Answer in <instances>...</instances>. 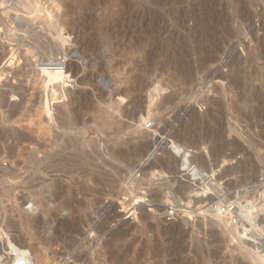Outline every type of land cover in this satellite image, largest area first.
Here are the masks:
<instances>
[{"label":"rangeland","instance_id":"obj_1","mask_svg":"<svg viewBox=\"0 0 264 264\" xmlns=\"http://www.w3.org/2000/svg\"><path fill=\"white\" fill-rule=\"evenodd\" d=\"M6 1L0 14L19 0ZM48 7L64 17L54 46L42 13L27 24L12 10L18 26L0 28V264L12 249L32 264H264V0ZM51 63L73 69L72 98L48 112ZM25 110L87 139L90 162L33 169Z\"/></svg>","mask_w":264,"mask_h":264},{"label":"bare ground","instance_id":"obj_2","mask_svg":"<svg viewBox=\"0 0 264 264\" xmlns=\"http://www.w3.org/2000/svg\"><path fill=\"white\" fill-rule=\"evenodd\" d=\"M9 1V0H8ZM8 1H6V4L8 3ZM11 1V0H10ZM14 1V0H13ZM12 3H16V2H13ZM50 0H19L17 2V4L12 8V10L14 11V13L16 14L17 18H18V15L20 12H25V16H24V20L25 22L28 24L29 22H33V21H37L39 20L40 22H44L42 18H37L36 15H39V13H42L45 17V22L43 23V29L45 31L46 30V34H49L50 33V38L48 39L49 42H50V45L54 46L57 41H58V38L63 35L61 34V29H64V26L62 27V19L64 18L62 15H55V16H51L49 15V7H48V3H49ZM3 2V1H2ZM2 2L0 0V3H1V8L5 5L2 6ZM5 3V1H4ZM10 5V4H9ZM11 6V5H10ZM10 6H7V7H10ZM5 9V8H4ZM1 10V9H0ZM6 10H9V11H6ZM6 10H2L0 14V28H2L1 26H6L7 23L10 25V29L9 31L15 26H18V23L16 21V19H13V15L11 16L10 13H13L12 10L10 9H6ZM4 12V13H3ZM58 13V12H57ZM60 14V13H59ZM15 17V15H14ZM55 23H57V25H55ZM60 23V24H59ZM2 29H0V32H1ZM14 30V28H13ZM3 31V30H2ZM49 32V33H48ZM2 33V32H1ZM64 33V32H63ZM8 34V32H7ZM42 34V31L40 33V35ZM45 34V33H43ZM45 34V35H46ZM47 36V35H46ZM43 35V37H46ZM15 37V36H12V38ZM48 38V36L46 37ZM45 38V39H46ZM16 38H14L13 40H11V42L13 41H16L15 40ZM10 40H8L10 42ZM17 42V41H16ZM21 44V43H20ZM13 54H14V50H13ZM15 56V54H14ZM35 56V55H34ZM33 56V57H34ZM12 59V58H11ZM38 59V58H37ZM2 60V59H1ZM39 60H41L39 58ZM10 61V60H9ZM42 61V60H41ZM38 62V61H37ZM36 62V63H37ZM12 63V62H11ZM35 63V64H36ZM39 63V62H38ZM63 66V67H62ZM73 72V69L71 67H68L66 66V64H62L61 65H53L52 63L51 64H46V65H43L42 69H41V77H40V85L42 90H44V92L46 93V100H45V104L44 106L46 107V111L50 112V104L53 100H62L66 97H71V92L68 91V93L66 92V89H65V83H66V78H69V73ZM2 74V73H1ZM39 84V83H38ZM39 85V86H40ZM14 89V88H13ZM17 90V89H15ZM15 90H12V91H15ZM19 90V89H18ZM22 90V89H20ZM41 90V91H42ZM51 90L52 94H51V97L50 95L48 94L49 91ZM62 91V93L60 92L58 94V92ZM43 92V91H42ZM15 93V92H13ZM16 94V93H15ZM22 94V93H21ZM2 96H3V93H2ZM62 98V99H61ZM72 98V97H71ZM69 98V99H71ZM3 99H5V94L3 96ZM23 99V97H22ZM52 100V101H51ZM3 102V100H2ZM60 102V101H58ZM73 102V101H72ZM5 103V102H4ZM3 103V104H4ZM53 103V102H52ZM61 103V102H60ZM69 104V102L67 103ZM70 104H71V100H70ZM74 104V103H73ZM57 105V104H56ZM2 106V104H1ZM65 106V104H64ZM62 106V108L64 107ZM3 107V106H2ZM23 107V106H22ZM54 107H55V104H54ZM68 107V110H69V105L67 106ZM66 108V107H64ZM23 109V108H22ZM61 109V108H60ZM72 108L69 110L71 111ZM20 111V110H19ZM43 111V110H42ZM41 110H39L36 114H32L30 112V110H25V112H23L22 114H18V116H20L19 118H16L17 120L15 121L16 124L18 125V127H20L23 131L25 130L27 132V137H24L23 139L21 138V136L19 138H21V142H28V151H27V157H28V162L30 163V165L32 164L33 165V169H40L42 172H45L47 171V169L49 170V168L53 169L55 168L57 172H60L59 171V168H61V171H64L65 168H69L68 166H73V162H75V160L77 161L78 159H80V161H82V163H85V164H82V166L86 165L87 162L89 161L90 162V159L93 158L92 154L94 153V149L91 150V151H88V145L89 143L86 142V140H84L83 138H72L70 137V134H68L69 136H66V135H63V134H60L58 133L59 131H57L56 129V122L54 120V123L52 121V119L50 121H47L44 119L43 117V112ZM61 111V110H59ZM67 111V109L65 110ZM67 111V113L69 112ZM16 113V112H15ZM14 113V114H15ZM61 113V112H60ZM63 113V112H62ZM66 113V114H67ZM72 113V111H71ZM70 113V114H71ZM65 114V113H64ZM64 114H62L63 116H65ZM13 115V114H12ZM16 115V114H15ZM17 116V117H18ZM61 116L62 118L59 119L58 118V121L61 120V121H64V122H61L60 126L61 128H64L63 130H66V128H68V124L65 122L64 118ZM67 117H70L67 115ZM66 117V118H67ZM65 118V119H66ZM15 119V118H14ZM13 119V120H14ZM12 120V119H11ZM69 120V119H67ZM71 120V118H70ZM74 120V119H72ZM10 121V120H9ZM57 121V119H56ZM77 121V120H76ZM14 122V121H13ZM60 122V121H59ZM71 122V121H70ZM75 122V121H74ZM81 122V120H80ZM79 122V123H80ZM58 124V125H59ZM106 122H102L100 126V128L103 126V129H105V126H108ZM17 125H14L17 126ZM74 126V124H72ZM76 125H79V124H76ZM84 126V125H83ZM82 126V127H83ZM59 127V126H58ZM71 127V126H70ZM19 128V129H20ZM60 128V127H59ZM60 128V129H61ZM59 129V130H60ZM70 129V128H69ZM110 129V128H109ZM15 131V129H13ZM69 130H67L68 132ZM106 131V130H105ZM11 132V131H10ZM108 132V131H107ZM8 135H9V131L7 132ZM13 132L10 133V137H11V134ZM16 136H19V134L17 133V131L14 132ZM14 136L15 137V135ZM64 134L66 132H63ZM118 134V133H117ZM4 135V134H3ZM21 135V134H20ZM107 135V134H106ZM26 136V135H25ZM74 136V135H73ZM79 136V135H78ZM111 136V135H110ZM3 139V138H2ZM8 139V138H7ZM1 140V139H0ZM5 140V138L3 139ZM17 141H18V138H17ZM20 141V140H19ZM94 141V140H93ZM14 142V141H13ZM20 142V144H21ZM89 142V141H88ZM17 143V142H15ZM88 144V145H87ZM91 144V143H90ZM19 145V144H18ZM17 145V146H18ZM24 145V144H22ZM15 146V145H14ZM21 146V145H20ZM26 147V146H25ZM88 147V148H87ZM92 147V146H91ZM98 147V145H97ZM96 147V148H97ZM12 148V147H11ZM100 148V147H99ZM136 148V147H135ZM118 149V148H117ZM10 150V149H9ZM122 150V149H120ZM135 150V149H134ZM137 150V149H136ZM109 151V149L107 150ZM26 152V151H25ZM93 152V153H92ZM113 153V151H112ZM118 153V152H117ZM99 154V153H98ZM126 154V149L125 151H120V153H118L117 155H119L118 158L121 159V155H125ZM42 155V156H41ZM100 155V154H99ZM113 155V154H112ZM111 157V156H110ZM117 157V156H116ZM124 157V156H123ZM122 157V158H123ZM101 158V156H100ZM113 158V157H112ZM117 158V159H118ZM116 159V158H115ZM97 162V161H96ZM102 162V161H101ZM69 163H72L71 165H69ZM93 163V162H92ZM98 163V162H97ZM65 164V166H64ZM79 164H81V162H79ZM89 164V163H88ZM109 164V162H108ZM77 165V164H75ZM97 165V164H95ZM105 164H103L104 166ZM77 166H80V165H77ZM101 166V165H100ZM111 166V165H110ZM113 166V165H112ZM32 167V166H31ZM89 167H90V164H89ZM29 168V167H28ZM72 168V167H70ZM76 168V167H75ZM30 169V168H29ZM96 169V167H95ZM116 169V168H115ZM54 170V169H53ZM52 170V171H53ZM69 170V169H68ZM77 170H78V167H77ZM109 170V169H108ZM113 170V169H112ZM29 171V170H28ZM32 171V170H31ZM51 171V170H50ZM88 171V170H87ZM94 171V170H93ZM1 172V171H0ZM30 172V171H29ZM82 172V171H81ZM98 172V171H97ZM114 172V171H112ZM117 172V171H116ZM46 173V172H45ZM56 173V172H55ZM73 173V172H72ZM41 174V173H40ZM57 174V173H56ZM96 174V173H95ZM119 174V173H118ZM28 175V174H27ZM45 175V174H44ZM65 175V173H64ZM85 175V174H84ZM100 175V174H99ZM68 176V174L66 175ZM32 177V176H31ZM76 177V176H74ZM73 177V178H74ZM79 177V176H78ZM108 177V176H107ZM28 178V177H27ZM41 178V177H40ZM72 178V177H71ZM91 178V177H90ZM25 179V178H24ZM49 179V178H48ZM33 180V179H32ZM36 180V179H35ZM61 180V179H60ZM70 180V179H69ZM74 180V179H73ZM72 180V181H73ZM77 180V179H76ZM31 181V179H30ZM29 181V182H30ZM44 181V180H43ZM54 181V180H53ZM62 181V180H61ZM28 182V184H29ZM41 182V181H40ZM45 182V181H44ZM80 182V181H79ZM85 182V181H84ZM47 183V182H46ZM49 183V182H48ZM90 183V182H88ZM95 183V182H94ZM39 184V182H38ZM51 184V183H50ZM70 184V183H69ZM78 184V183H77ZM97 184V183H96ZM47 185V184H46ZM57 185V184H56ZM72 185V184H71ZM42 186H44L42 184ZM31 187V186H30ZM36 188V187H35ZM41 188V187H40ZM46 188V187H45ZM48 188V187H47ZM61 189V188H60ZM42 190V189H41ZM45 190V189H44ZM34 192V191H33ZM51 193V192H50ZM36 194V193H35ZM44 194V193H43ZM45 195V194H44ZM47 195V194H46ZM64 195V194H63ZM57 196V195H56ZM41 197V196H40ZM45 197V196H44ZM59 197V196H58ZM57 197V198H58ZM42 198V197H41ZM37 199L39 200L40 198L37 197ZM50 199V198H49ZM52 199V197H51ZM71 199V198H70ZM43 200V199H42ZM48 201V200H47ZM53 201V200H52ZM56 201V200H55ZM44 202V201H43ZM42 202V203H43ZM40 203V202H38ZM54 203V202H53ZM33 204V202L31 203ZM36 204V203H35ZM55 204V203H54ZM58 204V203H57ZM56 204V206H57ZM41 205V203H40ZM48 205V204H47ZM46 205V207H47ZM59 206V205H58ZM124 207V206H123ZM127 207V206H126ZM49 208V207H48ZM47 208V209H48ZM64 208V207H63ZM62 209V208H61ZM59 211V210H58ZM43 212V211H42ZM49 212V211H48ZM44 214V213H43ZM42 215V214H41ZM47 215V214H46ZM45 216V215H44ZM37 218V217H36ZM45 218V217H44ZM52 218V217H51ZM34 219V218H33ZM30 221V220H29ZM27 223V225L29 227H32V222H29ZM45 224V223H44ZM34 225V224H33ZM27 226V227H28ZM36 226V225H35ZM35 226H33V228H35ZM56 227V226H55ZM51 229V228H50ZM53 229V228H52ZM30 230V229H29ZM28 230V231H29ZM32 230V229H31ZM39 230V229H38ZM52 231V230H51ZM59 231V229H58ZM42 232V231H41ZM35 233V232H33ZM53 233V232H52ZM51 233V234H52ZM30 234V233H29ZM45 234V233H44ZM43 234V235H44ZM30 235H33V234H30ZM42 235V234H41ZM34 237V236H33ZM36 237V236H35ZM39 237V236H38ZM37 237V238H38ZM30 238V237H29ZM32 239V238H30ZM35 239V238H34ZM58 239V238H57ZM56 239V240H57ZM38 240V239H37ZM41 241V240H40ZM36 245V244H35ZM45 245V244H44ZM40 248V247H38ZM15 249V248H14ZM41 249V248H40ZM38 250V249H37ZM42 252V251H41ZM43 255V254H42ZM41 256V255H40ZM39 256V257H40ZM10 261H9V264H32V256L31 254L29 253V251H27L26 249L25 250H13L12 249V252H11V256H10ZM43 258V257H42ZM44 259V258H43ZM39 264H40V261H39ZM42 264V262H41Z\"/></svg>","mask_w":264,"mask_h":264}]
</instances>
